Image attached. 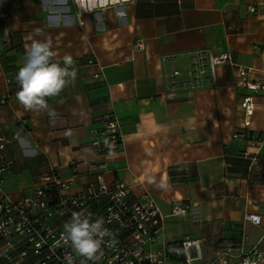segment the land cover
Wrapping results in <instances>:
<instances>
[{"label": "crops", "instance_id": "1", "mask_svg": "<svg viewBox=\"0 0 264 264\" xmlns=\"http://www.w3.org/2000/svg\"><path fill=\"white\" fill-rule=\"evenodd\" d=\"M37 28L50 39L54 61L96 62L46 98L54 120L17 98L0 104V126L17 140L4 183L11 198L32 193L50 170L71 179L73 165L80 185L92 182L98 171L89 166L98 162L110 170L107 181L155 197L165 220L152 249L199 240L188 251L172 246L167 264H221L228 251L229 264H240L264 247V145L252 150L233 139L247 94L235 67L180 84L209 55L230 53L256 74L264 69V0H0V101ZM139 42L145 50H136ZM256 100L252 130L261 135L264 96ZM106 113L121 122L124 147L99 157L90 144ZM248 150L259 154L252 172L241 157ZM175 205L188 211L174 216ZM255 213L260 226L246 220Z\"/></svg>", "mask_w": 264, "mask_h": 264}, {"label": "built area", "instance_id": "2", "mask_svg": "<svg viewBox=\"0 0 264 264\" xmlns=\"http://www.w3.org/2000/svg\"><path fill=\"white\" fill-rule=\"evenodd\" d=\"M251 12H255L251 8ZM136 50H145L144 44L135 45ZM74 61L77 74L96 62L90 59L85 64ZM224 64L235 67L236 84L247 94L241 100L242 127L233 135L234 140L247 142L248 147L260 150L264 145V133L259 135L252 130L253 116L261 105L258 97L264 96V69L257 74L250 68L235 64L230 53L220 56L209 55L201 58L194 68L197 78ZM63 67V63H61ZM17 74V73H16ZM176 75L178 74L175 73ZM202 76V77H203ZM8 91L0 104H7L16 98L20 90L16 75L7 76ZM104 127L95 131V139L90 146L99 157L120 152L124 147L122 124L114 113L102 117ZM28 129L24 121L21 122ZM17 143L7 126H0V264H167L171 244H163L158 250L152 249L164 228L165 216L158 207L155 197L148 192L135 194L132 188L122 181L106 180L110 170L102 163H92L91 170L98 171L95 180L80 185L78 168L73 165V177L61 180L55 170L43 173L32 193L14 200L5 190V178L14 170L16 159L12 147ZM258 152L245 151L241 157L249 160L252 172L259 163ZM231 167V164H228ZM80 185V186H79ZM188 210L173 206L174 216ZM73 212L91 214L93 221L103 218V227L112 236L104 238L103 256L98 261H89L74 252L70 242L63 238L64 224L71 220ZM246 220L260 226L263 222L258 213L249 214ZM115 239L112 246L110 239ZM197 241H182V248L188 251L197 246ZM232 257L228 251L220 258L221 264H229ZM264 261V247L256 246L242 255L240 264H260Z\"/></svg>", "mask_w": 264, "mask_h": 264}, {"label": "clouds", "instance_id": "3", "mask_svg": "<svg viewBox=\"0 0 264 264\" xmlns=\"http://www.w3.org/2000/svg\"><path fill=\"white\" fill-rule=\"evenodd\" d=\"M31 43L26 46L24 63L16 74L19 91L16 98L28 110L46 111L54 120L57 113L49 109L46 98L57 96L77 76L71 55L63 57V67L59 61H54L51 51V41L43 30L37 28L32 33ZM34 37H42L36 39ZM103 218L95 221L91 214L73 212L70 221L64 224L63 238L69 243L74 252L89 261H98L103 256L102 245L106 236L111 237L109 229L103 227ZM116 243L110 239V246ZM69 264H72L69 258Z\"/></svg>", "mask_w": 264, "mask_h": 264}, {"label": "rangeland", "instance_id": "4", "mask_svg": "<svg viewBox=\"0 0 264 264\" xmlns=\"http://www.w3.org/2000/svg\"><path fill=\"white\" fill-rule=\"evenodd\" d=\"M199 71H198V69L195 67V68H193L192 67V69L189 71V73H187V75H189L188 77H189V80H187V81H184V82H180V84H184V83H190L193 79L194 80H196L197 79V73H198ZM203 76V75H202Z\"/></svg>", "mask_w": 264, "mask_h": 264}, {"label": "trees", "instance_id": "5", "mask_svg": "<svg viewBox=\"0 0 264 264\" xmlns=\"http://www.w3.org/2000/svg\"><path fill=\"white\" fill-rule=\"evenodd\" d=\"M181 243H182V242L177 243V244H171V246H169V249H170L172 246H181V247H182ZM169 249H168V253H170V252H169ZM168 255H169V254H168Z\"/></svg>", "mask_w": 264, "mask_h": 264}]
</instances>
